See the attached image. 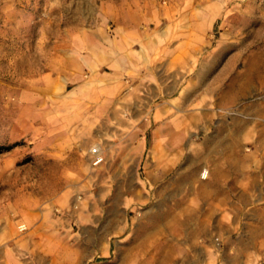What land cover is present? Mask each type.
<instances>
[{
	"label": "rangeland",
	"instance_id": "rangeland-1",
	"mask_svg": "<svg viewBox=\"0 0 264 264\" xmlns=\"http://www.w3.org/2000/svg\"><path fill=\"white\" fill-rule=\"evenodd\" d=\"M144 77L148 88L173 83L175 111L194 122V143L242 119L247 150L263 148L264 0H0V240L60 219L74 232L60 248L66 264L172 263L163 259L179 252L156 251L138 235L129 243L124 233L110 236L111 255L86 243L106 222L104 205L86 203L95 167L106 161L97 143L107 125L97 132V124L113 97L126 119V85ZM252 126L263 139L251 140ZM68 136L90 138L89 153L62 152ZM94 146L104 156L97 164ZM213 238L209 264H224L222 237ZM261 247L254 264H264ZM230 248L227 264H238ZM6 256L0 248L1 264H10Z\"/></svg>",
	"mask_w": 264,
	"mask_h": 264
},
{
	"label": "crops",
	"instance_id": "crops-1",
	"mask_svg": "<svg viewBox=\"0 0 264 264\" xmlns=\"http://www.w3.org/2000/svg\"><path fill=\"white\" fill-rule=\"evenodd\" d=\"M131 58L126 52V60ZM157 85L148 88L146 77L138 85H126V119L116 112L121 102L113 97L107 103L108 115L102 117L101 126L97 124V132L107 125L108 135L97 143L105 150L106 161L95 167L96 175L89 183L96 188L89 190L86 203L95 209L104 205L106 222L101 230L92 229L86 243L89 248L95 245L96 254L111 255L114 240L110 236L124 233L129 243L131 235H138L153 242L156 251L168 246L179 252H171L164 262L209 264L207 252L213 237L220 236L224 244L220 262L227 264V252L235 246L236 254L229 255V260L254 264L260 245L264 246L263 239L260 243L264 237V141L263 148L247 150L242 119H235L234 129L210 131L201 145L194 143V122L175 111L173 83ZM262 134L257 126L251 127V140ZM65 141L62 152L74 156L89 153L92 143L85 137L68 136ZM68 186L75 187V180ZM140 207L138 216L135 211ZM92 217L98 219V212ZM59 222L53 219L46 227L0 240L10 264H35L33 257L39 264H66L61 262L60 248L67 234L74 232L61 228ZM201 237L208 243L201 242ZM24 248L25 260L19 254Z\"/></svg>",
	"mask_w": 264,
	"mask_h": 264
},
{
	"label": "built area",
	"instance_id": "built-area-1",
	"mask_svg": "<svg viewBox=\"0 0 264 264\" xmlns=\"http://www.w3.org/2000/svg\"><path fill=\"white\" fill-rule=\"evenodd\" d=\"M91 152L93 154V162L95 164L100 163L101 161H103L104 156L102 155V151L100 147L94 146L91 149Z\"/></svg>",
	"mask_w": 264,
	"mask_h": 264
},
{
	"label": "bare ground",
	"instance_id": "bare-ground-1",
	"mask_svg": "<svg viewBox=\"0 0 264 264\" xmlns=\"http://www.w3.org/2000/svg\"><path fill=\"white\" fill-rule=\"evenodd\" d=\"M97 147H99V146H97ZM93 148V147H92Z\"/></svg>",
	"mask_w": 264,
	"mask_h": 264
}]
</instances>
